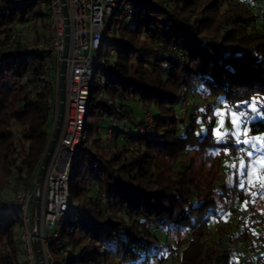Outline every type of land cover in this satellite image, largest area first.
Returning a JSON list of instances; mask_svg holds the SVG:
<instances>
[{
    "label": "trees",
    "instance_id": "obj_1",
    "mask_svg": "<svg viewBox=\"0 0 264 264\" xmlns=\"http://www.w3.org/2000/svg\"><path fill=\"white\" fill-rule=\"evenodd\" d=\"M23 2L0 0V201L8 200L11 184L16 189L27 183L43 158L57 94L46 78L54 77L52 55L27 49L18 33L28 24L39 36L45 33L47 24L39 29V23H48L46 0ZM259 5L260 0H137L136 19L128 23L124 17L118 36L110 29L105 44L116 46L117 58L100 65L94 77L100 73L105 84L99 77L95 88L93 79L87 146L73 161L71 207L63 224L71 250L53 251L61 264H152L160 256L163 264H264V216L257 231L249 221L238 231L234 224L218 225L219 241H204L202 234L204 222L220 216L214 185L219 154L229 146L215 143L211 110L221 101L235 105L264 94ZM186 99L193 102L186 105ZM132 103L151 114L154 133L127 138L117 132L114 149H105L95 137L100 121L131 117L126 107ZM142 116L137 122L131 117L132 123L141 125ZM253 127L254 134L264 133V115ZM188 157L191 165L178 171L176 165ZM197 161L216 166L215 172L209 168L204 179ZM23 221L18 209L0 212V264H21ZM233 239L241 244L234 254L227 245Z\"/></svg>",
    "mask_w": 264,
    "mask_h": 264
},
{
    "label": "built area",
    "instance_id": "obj_2",
    "mask_svg": "<svg viewBox=\"0 0 264 264\" xmlns=\"http://www.w3.org/2000/svg\"><path fill=\"white\" fill-rule=\"evenodd\" d=\"M126 22L136 19L137 0H126ZM124 0H66L70 25V45L68 56L64 58L66 47V23L62 0H46L42 5L48 13L45 33L39 36L30 26L24 31L37 42L36 49L49 52L54 66L51 70L55 76L47 80L57 89L56 102L52 108L56 123L59 111V80L62 63H66L65 110L58 140L47 166L43 183L37 186V178L44 156L39 161L27 183L18 186L10 199L0 201V212L9 213L18 209L23 214L24 227L19 240L20 257L26 256L30 264H36L33 240L37 231L35 226V198H40V227L37 238L40 241L45 264H55L53 251L68 255L71 248L63 234V224L68 218L71 207L70 175L74 158L80 149L87 146L86 120L92 92L93 79L100 65L111 61L110 56L103 55L106 37H111L112 28L115 36L119 33L114 27L116 13ZM23 0L19 4L23 5ZM260 22L264 23V0L255 7ZM17 35L11 37V44ZM113 51V50H112ZM114 52V51H113ZM100 82L105 84L101 76ZM31 88L30 86L28 87ZM41 90V87H39ZM144 105L141 103L140 108ZM145 110V109H144ZM143 123L135 126L127 118L113 116V126L108 131L105 149H114L117 132L130 138L154 133L156 126L149 112H143ZM130 144V148H132ZM133 149V148H132ZM27 174H23L26 179ZM104 198V196H103ZM110 209H108V212ZM229 244L231 253H235L240 243L233 239ZM21 263V262H20Z\"/></svg>",
    "mask_w": 264,
    "mask_h": 264
},
{
    "label": "rangeland",
    "instance_id": "obj_3",
    "mask_svg": "<svg viewBox=\"0 0 264 264\" xmlns=\"http://www.w3.org/2000/svg\"><path fill=\"white\" fill-rule=\"evenodd\" d=\"M126 5L127 1L124 0L121 11L118 12L115 22L114 27L121 29L124 26V17L126 16ZM47 23L42 22L39 23V29H42ZM29 27V24L26 26H20L18 29L19 37L23 39L27 49H36L37 42L33 40L32 37L28 35H24V31L26 28ZM111 34V33H110ZM116 49V46L113 45L112 47L106 43L103 48V55L105 56H110L111 61L114 63L117 58V54L112 51ZM51 76H55L53 72H50ZM99 77H101L100 73L98 76L94 79V85L95 88L99 87ZM190 96V95H189ZM192 97V95H191ZM194 101H198L199 99L192 97ZM191 98V99H192ZM189 102H193L190 99H186L184 104L188 105ZM220 106H217L216 108H219ZM126 110L128 112L133 111L134 115L133 120H136L137 118L135 117L136 115L140 116L142 115L145 110L143 108H140L139 104H130L129 107H126ZM255 115V114H253ZM131 117H126L129 122L132 123V118ZM139 117V118H140ZM54 117L51 116L49 121L47 122V130L49 132H53L54 126H55V120L54 124L51 123L53 122ZM230 119V116L224 112V110L221 108L220 114L214 117V122H210V125H214L218 128L220 125V122L223 121L225 124V127L223 129H220V135L223 136V133L225 130L231 131V126L228 124V120ZM202 120V119H201ZM255 120V119H254ZM113 120L111 118H108L107 116L105 117L104 120L100 121L99 126L100 129L98 132L95 133L96 138H100L104 144L107 143L108 140V131L109 129L113 126ZM137 122V120H136ZM52 128V129H51ZM250 128V125H249ZM249 135H252L251 131L249 132ZM257 138L258 141L264 142V133L263 134H254ZM243 139V137H241ZM115 142V140H114ZM224 142V141H223ZM243 147V145H242ZM228 149L227 151L225 149ZM235 148L234 146H226L224 149V152L220 153L219 155L220 160H219V165L217 168V174H216V181L214 185V189L216 192V199L218 200V203L220 204L219 208V217H210L208 218L207 221L204 222V226L202 229V234L204 235V241L208 238L213 241H219L220 236L217 233V226L218 225H224L226 226L227 224H234L236 226V231L241 229L245 223L249 224V221H252L253 223H257L254 228L257 231L259 228L258 222L262 220V217L264 216V194H261L260 190V184L259 182L264 181V150H262L261 153H258V157L260 158V162L256 163L254 166V171H255V177L253 179V183L255 184V187L250 186L248 183L245 184V187L243 189L239 188L238 181L241 177L238 176V168L241 159L245 160V163L247 164V157L245 154L240 153L238 151H234L232 149ZM216 155V154H215ZM189 156V155H188ZM185 164H182V163ZM180 164L176 165V168L178 171L184 170L187 166L191 165V159L188 157V159L184 158L181 159ZM198 163V168L201 167V164H203L201 161H197ZM211 164L206 163L203 164V167L201 169L200 175L208 171ZM235 166V167H234ZM216 166L211 168L212 171L215 172ZM203 177H206L204 179L208 178V174L203 173ZM228 188L229 190H225ZM15 189L14 185L11 184L9 186L8 192H7V199H10L11 196L13 195ZM226 192V193H225ZM225 193V194H224ZM229 197V198H228ZM247 202V203H245ZM255 207L256 210H254L252 207ZM259 212V213H258ZM258 213V214H257ZM251 217H253L251 219ZM243 219V220H242ZM250 219V220H249ZM244 220L246 222H244ZM22 231L19 232V238L20 240ZM210 236V237H208ZM228 248L229 244L227 243ZM241 246V245H240ZM168 247V246H167ZM240 248V247H239ZM234 254V253H232ZM56 262L58 264L62 263L61 257H58L57 255L54 256ZM19 261L21 264H30L29 260L26 256L20 257L19 256ZM164 261L161 259V256L152 264H163ZM36 264H37V258H36Z\"/></svg>",
    "mask_w": 264,
    "mask_h": 264
},
{
    "label": "snow or ice",
    "instance_id": "obj_4",
    "mask_svg": "<svg viewBox=\"0 0 264 264\" xmlns=\"http://www.w3.org/2000/svg\"><path fill=\"white\" fill-rule=\"evenodd\" d=\"M259 95L262 97L261 99L253 97L248 101L235 105L221 101L219 102V108L211 110L212 117L219 115L221 108L230 116L228 124L231 126V131L225 130L223 136L220 135V129L225 127L224 122L221 121L218 128L215 124L213 125L212 132L216 136L215 143L220 144L224 141L226 144H234L235 148L232 150L243 153L247 157V164L244 159H241L238 168V176L241 177L238 184L241 189L245 187L246 183L255 187L253 183L255 177L254 166L256 163L260 162V158L257 154L264 150V142L258 141V138L254 135L257 129L254 127L252 129L249 128V125L253 123L254 119H259L261 115H264V94ZM200 111L204 112L206 109H201ZM209 121L212 122L211 117ZM205 131L207 130L204 129L200 133H197V135L203 137ZM250 131L253 133L252 135H249ZM241 137H243V139H241ZM225 150L227 151L228 149L226 148ZM259 184L261 194H264V181L259 182Z\"/></svg>",
    "mask_w": 264,
    "mask_h": 264
},
{
    "label": "water",
    "instance_id": "obj_5",
    "mask_svg": "<svg viewBox=\"0 0 264 264\" xmlns=\"http://www.w3.org/2000/svg\"><path fill=\"white\" fill-rule=\"evenodd\" d=\"M63 2V9H64V16H65V23H66V47H65V52H64V58L68 56V51H69V45H70V25L69 24V15H68V7L66 0H62ZM66 63L63 62L61 67V72H60V80H59V111H58V116L57 120L54 126V130L50 136L49 144H48V151L46 152L42 165L40 167L39 173H38V178H37V186H40L43 183L45 173L47 170V166L49 164L51 155H52V150H54L60 128L62 125L63 121V116H64V110H65V92H66ZM35 226L37 231L34 233V240H33V245H34V250L37 258V264H45L44 262V257L41 249V244L39 239L37 238V234L39 231L40 227V198L36 197L35 200Z\"/></svg>",
    "mask_w": 264,
    "mask_h": 264
},
{
    "label": "crops",
    "instance_id": "obj_6",
    "mask_svg": "<svg viewBox=\"0 0 264 264\" xmlns=\"http://www.w3.org/2000/svg\"><path fill=\"white\" fill-rule=\"evenodd\" d=\"M139 117H140V116H139ZM139 117H138V115H137V117H136V118H137V120H139ZM53 120H54V119H53ZM53 124H54V123H53ZM51 134H52V132H51ZM51 134H50V135H51Z\"/></svg>",
    "mask_w": 264,
    "mask_h": 264
}]
</instances>
